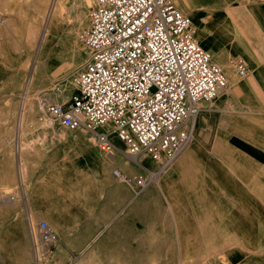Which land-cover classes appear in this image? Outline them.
I'll return each mask as SVG.
<instances>
[{
  "label": "crops",
  "instance_id": "0c3cea01",
  "mask_svg": "<svg viewBox=\"0 0 264 264\" xmlns=\"http://www.w3.org/2000/svg\"><path fill=\"white\" fill-rule=\"evenodd\" d=\"M176 2L230 81L202 105L194 140L157 182L135 195V186L110 169L117 165L130 176L137 166L124 151H100L91 131L78 133L80 151L20 155L32 216L55 231L51 249L65 255L62 264L101 254V240L112 235L137 242L134 232L153 229L168 236V252L185 253L184 259L191 253V264H264V0ZM238 60L248 67L245 76ZM143 164L155 167L149 159ZM63 179L80 191L78 220L54 213L76 202L56 190Z\"/></svg>",
  "mask_w": 264,
  "mask_h": 264
},
{
  "label": "built area",
  "instance_id": "2783aa9c",
  "mask_svg": "<svg viewBox=\"0 0 264 264\" xmlns=\"http://www.w3.org/2000/svg\"><path fill=\"white\" fill-rule=\"evenodd\" d=\"M80 38L90 56L75 91L65 102L41 99L40 108L66 129L91 131L113 156L115 132L143 174L132 180L120 167L113 174L141 192L193 141L202 102L213 100L228 77L175 0H95ZM235 66L240 76L248 73L243 61ZM148 159L155 167H145ZM37 229L34 238L51 248L57 240L51 225L42 219Z\"/></svg>",
  "mask_w": 264,
  "mask_h": 264
},
{
  "label": "rangeland",
  "instance_id": "374dc122",
  "mask_svg": "<svg viewBox=\"0 0 264 264\" xmlns=\"http://www.w3.org/2000/svg\"><path fill=\"white\" fill-rule=\"evenodd\" d=\"M50 1L38 0L37 7H33L29 0H0V264L63 263V253H57L50 247L43 248L36 233L35 238L32 234L38 230L40 218L32 216L33 211L27 201L28 186L20 157L24 151L20 148L23 142L27 143L26 151H80L77 144L81 135L78 133L90 132L83 128L66 129L52 121L40 108L41 99L48 100L46 93L64 92L66 85H71L70 90L66 89L70 98L76 89L75 76L90 56L89 49L80 38L89 19L82 22L77 18L81 0H62L63 26L48 46L49 64L32 78V63L44 33V14ZM94 2L91 0L89 6L84 7L86 11ZM25 97L26 103H32V107L23 118L20 134L19 107ZM207 103L209 101H204L202 105ZM112 140L119 146V151L126 150L124 143H118L116 135H112ZM115 167L119 166L112 165L110 169L113 177L133 184L134 194L139 195L142 191L138 192L133 181L119 180L113 174ZM129 174L134 180L143 172L137 167L136 173ZM105 177V171L101 172V178ZM59 182L64 186L56 185V190L62 193L63 199L76 202L59 204L54 213L78 220L81 210L76 182L68 179ZM134 235L137 242L119 241L112 235L105 241L101 240V254L82 261L77 258L69 264H191L188 261L191 253H186L184 259L185 253L166 250L168 236L161 230H141Z\"/></svg>",
  "mask_w": 264,
  "mask_h": 264
},
{
  "label": "bare ground",
  "instance_id": "6f19581e",
  "mask_svg": "<svg viewBox=\"0 0 264 264\" xmlns=\"http://www.w3.org/2000/svg\"><path fill=\"white\" fill-rule=\"evenodd\" d=\"M18 2L19 1H17V3ZM28 3H30V5H32L33 7H37L38 0H34V1H30L29 0ZM90 3H91V0H81V3L78 4V7H77L78 8L77 18H78L79 21L83 22L84 19L89 17V11H86V9L84 7L85 6H89ZM63 6L64 5H63L62 0H51L49 5H48V7H47V9H46V12L44 14V23H43V28H44L43 31H44V33H43L42 38H41V40H40V42H39V44L37 46L36 55H35L34 61L32 63V69H31L32 70V78H34L35 76L37 77L40 74V72L43 69V67L47 66L49 64V49H48V46L53 41L56 32L59 31V29L63 26V20H62L63 19ZM197 33H198V35L201 33L199 31V29H197ZM198 40L204 46H206L208 48L209 45L204 43L201 40V38H199ZM222 69L224 70V72L227 75L228 80H229L228 72L226 71V69L224 67H222ZM68 86H70V87L68 88ZM68 86L66 85V88L64 87L65 91L61 92V93H59V92L58 93L55 92V93H51V94L50 93H46V95L48 96V100H51V99L53 101H57L58 100V102H59V100H61V102H65L69 98V94L66 93V89H68V90L71 89V85H68ZM27 93H28V90H26V94ZM35 97H38V96H35ZM25 98H23V100H22V102L20 104V107H19V120L21 121L20 134L23 131L22 130L23 118L28 113V111L31 110V107H32V103L27 104L26 103L27 98L26 99ZM112 135H116V133L113 132L111 134V139H112ZM116 137H117V135H116ZM26 148H27V143H23L22 142L20 151H26Z\"/></svg>",
  "mask_w": 264,
  "mask_h": 264
}]
</instances>
